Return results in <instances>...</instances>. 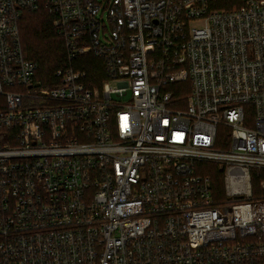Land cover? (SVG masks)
<instances>
[{"label": "built area", "instance_id": "1", "mask_svg": "<svg viewBox=\"0 0 264 264\" xmlns=\"http://www.w3.org/2000/svg\"><path fill=\"white\" fill-rule=\"evenodd\" d=\"M41 1L0 0V264H264V0H45L49 82Z\"/></svg>", "mask_w": 264, "mask_h": 264}, {"label": "trees", "instance_id": "2", "mask_svg": "<svg viewBox=\"0 0 264 264\" xmlns=\"http://www.w3.org/2000/svg\"><path fill=\"white\" fill-rule=\"evenodd\" d=\"M55 16L40 2L36 9L25 12L21 22V38L27 59L39 65V76L49 82L55 71L66 65L64 40L54 28ZM90 62L92 58L86 59ZM216 170L214 165H210ZM210 171L219 180L222 190V173ZM221 178V179H220Z\"/></svg>", "mask_w": 264, "mask_h": 264}, {"label": "rangeland", "instance_id": "3", "mask_svg": "<svg viewBox=\"0 0 264 264\" xmlns=\"http://www.w3.org/2000/svg\"><path fill=\"white\" fill-rule=\"evenodd\" d=\"M45 0H42L41 2L43 3ZM220 135L223 134V130L220 129ZM200 170H202V172H209V171H212V166H210L209 164H204L203 166L201 165Z\"/></svg>", "mask_w": 264, "mask_h": 264}]
</instances>
